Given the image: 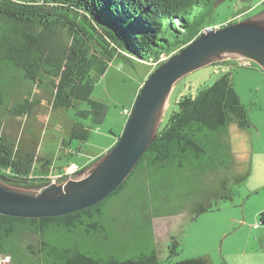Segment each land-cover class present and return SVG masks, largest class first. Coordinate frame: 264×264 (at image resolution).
I'll use <instances>...</instances> for the list:
<instances>
[{
    "label": "trees",
    "instance_id": "obj_1",
    "mask_svg": "<svg viewBox=\"0 0 264 264\" xmlns=\"http://www.w3.org/2000/svg\"><path fill=\"white\" fill-rule=\"evenodd\" d=\"M214 2L0 0V69L7 73L0 76V105L11 88V80H16L18 85L34 84L49 91L53 108H77V117L101 124L108 106L94 100L92 94L108 62L122 56L149 65L161 60L162 53L180 51L204 29L217 25L213 22ZM160 64L153 67L144 82ZM28 94L8 109L10 114L31 116L39 101L32 99L31 91ZM80 104L87 108H80ZM177 105L179 110L159 130L129 177L103 201L56 217L0 215V255L10 254L13 264H206L203 257L161 261L152 243H137V254L132 256H125L111 245L112 225L119 221L120 209L124 207L125 217L140 203V198L134 199L141 190L133 187L137 174L144 175L147 187L160 188L167 172L212 169L217 161L225 162V143L220 136L232 122L243 129L251 124L249 112L233 85V69L195 95L182 96ZM90 136L89 126L75 122L70 139L64 143L71 145L77 140L83 147ZM20 148V144L17 146L0 133V177L15 185L48 183L42 177L32 178L36 169L32 157L17 158ZM44 169L35 175L44 174ZM140 208L139 205L134 211ZM206 210L205 206L199 207V212ZM261 221L264 222V213ZM24 235L36 236V243L22 247L20 239ZM179 244L173 237L169 256L177 254Z\"/></svg>",
    "mask_w": 264,
    "mask_h": 264
},
{
    "label": "rangeland",
    "instance_id": "obj_2",
    "mask_svg": "<svg viewBox=\"0 0 264 264\" xmlns=\"http://www.w3.org/2000/svg\"><path fill=\"white\" fill-rule=\"evenodd\" d=\"M262 1L215 0L212 4L213 22L218 25L215 28L230 20L232 23L239 22L262 12ZM236 16L238 18L234 19ZM181 36L185 37V34L181 33ZM178 52L162 53L161 60L166 61ZM233 62L236 65L233 85L249 112L250 126L243 129L234 121L220 136L225 143L222 147L224 163L217 161L216 167L204 171L183 169L184 175L174 176V180L171 179L174 173L167 172L164 176L166 182L161 183L163 186L159 194L155 187H147L143 174H137L135 187L141 190H137V196L133 197L140 198L141 208L125 213L124 217L122 207L119 221L117 219L112 225L114 238L111 245L118 252L132 256L137 254V243L150 245L149 224L152 226L154 221L166 217V227L158 225L162 231L165 229V238L158 240L157 247L161 261L178 262L203 257L206 264H264V222L261 221V214L264 213V70L253 61L234 59ZM215 64L195 70L176 84L160 129L167 125L173 112L179 110L177 101L182 96L195 95L200 88L214 81ZM151 66L152 62L148 65L122 56L108 62L107 69L98 76L92 94L94 100L108 106L107 116L101 124L77 117V108H53L49 91L39 86L28 83L18 85L16 80H11V88L0 105V133L17 146L20 144L18 156L32 157L33 168H36L32 178H61L59 175L63 171H72L74 175L83 158L102 155L116 144L114 141L122 135L130 117L124 111L133 109L142 81L154 69ZM5 74L0 69V76ZM29 91L32 99L39 101L31 116L10 114L8 109L21 96H29ZM79 107L87 108V105L80 104ZM75 122H82L91 128L90 138L82 144V153L74 157L79 167L76 164L61 169L53 165L50 167L49 158L55 160L57 166L68 162L61 149L64 147L68 152L64 142L70 139V129ZM66 146L75 149L80 142L73 140L71 145ZM40 168L49 172L36 176L40 174L37 173ZM168 192H172V197L175 196L178 202L172 206L161 205V201L169 197ZM200 206L207 207V210L199 212ZM173 237L180 244L177 254L169 256L168 245L172 244ZM36 240V236L24 235L20 244L26 247L36 243Z\"/></svg>",
    "mask_w": 264,
    "mask_h": 264
},
{
    "label": "water",
    "instance_id": "obj_3",
    "mask_svg": "<svg viewBox=\"0 0 264 264\" xmlns=\"http://www.w3.org/2000/svg\"><path fill=\"white\" fill-rule=\"evenodd\" d=\"M228 59L253 61L264 70V10L223 27L206 28L161 63L142 85L116 144L74 175L40 186L15 185L0 177V215L56 217L103 201L129 177L157 137L176 84L195 70Z\"/></svg>",
    "mask_w": 264,
    "mask_h": 264
},
{
    "label": "crops",
    "instance_id": "obj_4",
    "mask_svg": "<svg viewBox=\"0 0 264 264\" xmlns=\"http://www.w3.org/2000/svg\"><path fill=\"white\" fill-rule=\"evenodd\" d=\"M218 26V25H217ZM242 60V59H241ZM243 60H245V59H243ZM234 61V59H228V60H225V61H222V62H220V64H217L216 65V72H215V77H214V80L217 78V77H219L222 73H224V72H227L228 70H231V69H233L234 70V67L236 66L235 65V63L233 62ZM244 64V63H243ZM247 66H249V65H247ZM153 68V67H152ZM142 84H144V80L142 81ZM117 142V140L116 141H114V144ZM79 147H81V145L80 146H78V147H76L75 149H70V148H68V146H66L65 145V148H66V150H68V152L67 151H65V149H64V147H62V149L61 150H64V153H63V156L65 157V160L66 161H68L66 164H62V165H60V166H57V164H56V162H55V160H53L52 158H49L48 160H50V167L53 165L54 167H56V168H62V167H66V166H68V165H70V164H76V165H78V167H79V165L80 164H78V162L75 160V156L76 155H79V153H82V150H83V148L81 147V148H79ZM113 147V146H112ZM110 148H108L106 151H108ZM105 153V152H104ZM101 155H96V156H92V157H85V158H83L82 160H83V162H82V165L79 167V169H82V168H84V167H86V166H88L89 164H91L92 162H94L96 159H98L99 157H100ZM18 157H21V156H17V158ZM49 171H45V172H43V173H45V174H47ZM38 173V172H37ZM183 173V169L181 170V172L179 171V172H177V173H174L172 176H176V175H178V176H180L181 174ZM182 175H184V174H182ZM181 175V176H182ZM193 176V175H192ZM177 177V176H176ZM194 178V177H193ZM167 180H169V179H167ZM163 181H165L166 182V180L165 179H163V180H161L160 181V183H162ZM135 185H136V182L134 183V185H133V187L135 188ZM158 186L157 187H155V191L158 193V191H160V189H161V187L160 188H158ZM162 191V190H161ZM160 191V192H161ZM159 192V193H160ZM158 193V194H159ZM164 193L166 194V189H164ZM172 195H174V194H172V192H168V196L169 197H167V195H166V199H165V201L163 202V201H161V205H165V206H172L173 205V203L174 202H178L177 201V199H176V197L174 196V197H172ZM171 196V197H170ZM139 205H137L135 208H134V210H137V207H138ZM165 219H166V217H161V219L160 220H158V221H154V223H153V225L152 226H150V224H149V228H150V233H151V239H152V245L153 246H157L158 247V245H159V242H158V240L160 241V239H164L165 238V236H164V234H165V229L162 231L159 227H158V225L159 224H162V225H165V227H166V221H165ZM151 227H152V230H151ZM159 230H160V232H159ZM152 246V247H153ZM168 247H169V245H168ZM158 251H159V249H158Z\"/></svg>",
    "mask_w": 264,
    "mask_h": 264
},
{
    "label": "built area",
    "instance_id": "obj_5",
    "mask_svg": "<svg viewBox=\"0 0 264 264\" xmlns=\"http://www.w3.org/2000/svg\"><path fill=\"white\" fill-rule=\"evenodd\" d=\"M264 3V0L262 1V4ZM235 18H238V16L234 17ZM241 20V18H240ZM232 20H230L229 22H231ZM237 21V20H236ZM228 23V22H227ZM212 29H214L215 27H211ZM206 29H204L203 31H205ZM164 62L163 60H157L156 62H153L152 63V66L153 67H156L158 64ZM250 64V62L248 63ZM125 112L130 116L131 115V112L132 110H125ZM77 169V168H76ZM79 170V169H78ZM72 171H67V172H63L61 175V178H56L55 176L54 177H51L49 176L47 178V181L50 182V181H55V180H61V179H64L68 176H71ZM50 178V179H49ZM0 232H1V229H0ZM0 264H13V261H12V256L10 254H1L0 255Z\"/></svg>",
    "mask_w": 264,
    "mask_h": 264
},
{
    "label": "bare ground",
    "instance_id": "obj_6",
    "mask_svg": "<svg viewBox=\"0 0 264 264\" xmlns=\"http://www.w3.org/2000/svg\"><path fill=\"white\" fill-rule=\"evenodd\" d=\"M77 172V171H76ZM76 172H74V173H76Z\"/></svg>",
    "mask_w": 264,
    "mask_h": 264
}]
</instances>
